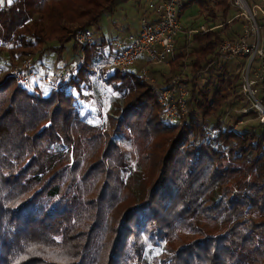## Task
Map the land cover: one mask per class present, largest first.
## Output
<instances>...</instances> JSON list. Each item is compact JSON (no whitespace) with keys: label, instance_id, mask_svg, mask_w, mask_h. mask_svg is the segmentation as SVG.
Here are the masks:
<instances>
[{"label":"trees","instance_id":"obj_1","mask_svg":"<svg viewBox=\"0 0 264 264\" xmlns=\"http://www.w3.org/2000/svg\"><path fill=\"white\" fill-rule=\"evenodd\" d=\"M128 1L0 0V264H264V123L252 110H223L242 76L234 75V86L227 61L210 87L198 82L219 58L221 42L237 38L247 23L230 0L187 6L199 4L209 30L191 39L187 33L171 61L178 67L192 58L182 122H170L158 101L174 75L144 79L147 61L105 77L125 102L111 127L114 136L128 127L136 141L143 173L132 177L139 189L121 176L129 167L114 136L80 111L92 98V65L110 62L112 45L107 55L100 52L106 42L86 48L64 90L42 81L48 93L40 82L30 89L11 75L30 56L46 70L38 64L49 53L60 61L77 28L99 26ZM191 40L197 47L188 54ZM155 136L165 145L156 155ZM151 167L160 169L156 181L146 176ZM159 243L164 251L150 259L147 246Z\"/></svg>","mask_w":264,"mask_h":264},{"label":"built area","instance_id":"obj_2","mask_svg":"<svg viewBox=\"0 0 264 264\" xmlns=\"http://www.w3.org/2000/svg\"><path fill=\"white\" fill-rule=\"evenodd\" d=\"M143 1L146 3L147 12L142 16L139 29L116 44L109 67L127 69L134 66L141 57H145L153 65H163L175 60L177 39L184 29L181 17L187 6L195 0ZM230 1L238 10V16L244 17L247 23L237 38H226L221 42L218 59L223 61H232L240 57L247 59L244 95L250 106L242 111L252 110L256 113V118L264 123V103L261 99V92H264V37L261 25V16L264 17V0ZM208 30L206 25H201L198 30L190 29L188 34L205 33ZM74 41L83 49L91 47L94 44L93 29L77 28ZM85 60L86 54H83L74 63H61L51 72L39 70L33 57H26L11 70V75L17 83L24 86L42 81L52 88L64 90ZM0 71H5L1 60ZM141 74L144 79L155 82L148 68H143ZM189 97V84L185 81L184 73L175 74L168 84L164 85L158 101L170 122H182L188 113Z\"/></svg>","mask_w":264,"mask_h":264},{"label":"rangeland","instance_id":"obj_3","mask_svg":"<svg viewBox=\"0 0 264 264\" xmlns=\"http://www.w3.org/2000/svg\"><path fill=\"white\" fill-rule=\"evenodd\" d=\"M219 1L220 0H207V2L211 6L216 5ZM145 11L147 12V6L143 0H130L128 2L119 4L113 11L108 12L103 17L99 26H95L92 28L94 33V42L98 44H100L101 42H106L107 44L106 48L104 50L101 49L100 51L103 52L105 55L109 54L110 52L109 48L111 47V45L115 48L116 44L119 41L125 39L128 34L136 32L141 25L142 15L146 13ZM204 16H205V12H202L199 4L196 2L186 9L185 13L181 17V22L184 29L181 31V34L177 39L175 56L180 55L179 52L180 49L185 47L184 39L189 37L191 39V34H188L189 37H187V35L185 34L188 33L190 29H194V28L199 29V27L202 24L206 25ZM262 33H264L263 30ZM74 43L75 41H72L66 45V49L63 53V57L60 60L61 62L73 63L75 61L76 53L74 52V45H75ZM79 47L80 49L78 50L77 54L80 56L86 54L85 49H83L82 46ZM196 47L197 44L191 40L189 44H186V52L190 54ZM4 50L5 49H2L1 51L6 52ZM42 60L44 63L48 64L49 66L50 64L55 65L58 61V55L56 53H49ZM191 60H192L191 57L185 56L181 58L178 67L171 66V68H166V70L165 69L161 70V73L173 72V75L187 73L190 70L189 66ZM225 62L226 61L217 59L209 70L203 72V74L198 79L199 86L202 89L204 88L206 89L207 87H210L212 82L216 81L218 77L222 75L223 71L220 69V65H222L221 66L222 68L223 65H226L224 64ZM17 64L18 62H16V65ZM108 64L109 62H107V59L105 58L101 62V64L98 65L96 64V66L91 64L93 66V67L91 66L93 68V71L90 72L91 74L90 76L92 79V86H93L91 91L92 98L86 102L81 103L80 111L82 114L88 115V120L90 122L102 125L103 131L108 132L110 136H114V131L112 130L113 128L111 127V120L113 117L118 118L120 116L121 113L120 110L124 108L125 102L118 97L117 93L113 91L111 85L112 82L114 83V81L111 80V83H108V81L105 79V77H107L106 75H110L114 70V68L109 67ZM245 65H247V59L242 57L236 60L227 61L228 73L229 75L230 72L232 73V78L230 82L233 83L234 86L236 84L235 82L236 78L234 77V75L236 76L238 72L242 74L240 81L238 80L237 82V86L234 87L235 93L228 98L227 100L228 105L223 107V110L226 111L227 116H229L228 115L229 111L230 112H233V110L242 111L248 105H250V102L244 95V84H245V75H246ZM149 66H151V63H149ZM137 68L133 67L130 69L132 71H137L138 70ZM148 69L150 70V68ZM149 72L153 74L151 76L155 79V82H157L158 80L156 79V77L157 75H159V72L158 73L156 71L153 72L149 71ZM40 84H41L40 86L46 89V92L48 93L49 91L48 87L44 86L42 82H40ZM33 85L30 87V89H33L32 88ZM225 86L228 87L229 84L225 83ZM241 93L243 95L242 98L235 100L236 95H240ZM114 140L117 141L119 147L122 148L128 162L129 168L121 172L122 178L125 181H128V179L132 177L133 175L132 173H134V177L137 173L140 172L143 173L142 168L139 167L140 161H139L138 148L135 143L136 141H134L133 135L130 133L129 128L126 126L123 127L121 132H119V134H116L114 136ZM155 140L157 143L156 145H154L153 149L155 150V155H156V152L158 151L159 147L160 149H162L163 146L165 145L163 144L162 136H155ZM155 155L153 157H155ZM159 158L160 155L156 158V160L158 161ZM159 174H160V169H154L153 167H151V169H149L146 176L148 177V179L150 180L154 179L153 181H156L155 177L158 176ZM97 177L101 182H103V179L100 178V175H97ZM134 177H132L133 185H135L134 186L135 189H139L140 187L138 186V182L136 179H134ZM91 179L86 180L87 183H89ZM97 192H98V188H96L95 190L92 189L91 191L92 195L97 194ZM163 251H164L163 243H159L157 246H153L149 244L146 249V254L150 259H153L154 257L159 256Z\"/></svg>","mask_w":264,"mask_h":264},{"label":"crops","instance_id":"obj_4","mask_svg":"<svg viewBox=\"0 0 264 264\" xmlns=\"http://www.w3.org/2000/svg\"><path fill=\"white\" fill-rule=\"evenodd\" d=\"M146 12V11H145ZM144 12V13H145ZM143 13V14H144ZM143 16V15H142ZM261 25H262V30H263V32H264V17H262L261 16ZM244 26V25H243ZM235 27V26H234ZM235 29L238 31V33H240L241 31H242V27H239V26H236L235 27ZM264 34V33H263ZM263 37H264V35H263ZM95 43V42H94ZM98 44V43H97ZM106 48V46H102V47H100V50L102 49V50H104ZM113 49V51L115 50V48L114 47H112ZM101 52V51H100ZM101 53H103V52H101ZM147 62V59L145 58V57H141L140 59H139V61H138V64H141V65H144V63H146ZM61 61H57V63L55 64V65H51L50 64V66L48 65V64H46V63H44L43 62V60L38 64V65H40L41 66V68L42 69H46V70H42V71H51V72H53V71H55L56 69H57V67L59 66V65H61ZM239 63V62H238ZM39 66V67H40ZM159 66V67H158ZM171 63H167V64H163L162 66H160V65H153V64H151V66H149V65H147V66H145L144 68H150V70L149 71H156L157 73L159 72V75H157V77H156V79L158 80V81H160V80H162V79H167V78H169V77H171L172 75H173V72L171 73V72H162L161 73V70H163V69H165L166 70V68H171ZM170 73V74H169ZM175 73V72H174ZM169 74V75H168ZM168 75V76H167ZM167 76V77H166Z\"/></svg>","mask_w":264,"mask_h":264},{"label":"snow or ice","instance_id":"obj_5","mask_svg":"<svg viewBox=\"0 0 264 264\" xmlns=\"http://www.w3.org/2000/svg\"><path fill=\"white\" fill-rule=\"evenodd\" d=\"M8 2H9V3H11V2H12V0H8Z\"/></svg>","mask_w":264,"mask_h":264}]
</instances>
